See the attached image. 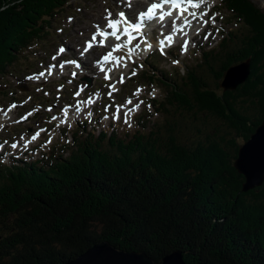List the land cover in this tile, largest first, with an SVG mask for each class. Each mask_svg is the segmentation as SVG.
<instances>
[{
    "label": "trees",
    "instance_id": "16d2710c",
    "mask_svg": "<svg viewBox=\"0 0 264 264\" xmlns=\"http://www.w3.org/2000/svg\"><path fill=\"white\" fill-rule=\"evenodd\" d=\"M68 1L0 0V75L47 37ZM222 1L246 24V36L230 32L218 52L204 51L180 81L156 68L145 72L152 81L170 82L157 103L163 121L150 127L139 118L129 140L76 131L67 155L55 149L47 160L0 162V264H63L105 240L159 263L180 249L193 264H264V184L243 192L233 166L237 137L247 140L264 116V14L250 0ZM248 59L251 73L234 91L208 86L203 73L213 70L206 65L219 63L223 75ZM240 95L259 98L261 114L248 117L236 106L244 101ZM172 110L209 114L236 135L186 145Z\"/></svg>",
    "mask_w": 264,
    "mask_h": 264
},
{
    "label": "rangeland",
    "instance_id": "374dc122",
    "mask_svg": "<svg viewBox=\"0 0 264 264\" xmlns=\"http://www.w3.org/2000/svg\"><path fill=\"white\" fill-rule=\"evenodd\" d=\"M207 2V8L205 10L201 8L202 15L199 17L198 22H201V19H208V27L203 29L201 36L199 34L196 35L185 57L181 58L178 56V60H176L173 56L170 57L169 54L161 55L158 52L152 54V58L154 62H156L155 64L158 67V70L168 72V75L172 80L180 81L184 75L182 71L185 70L186 67L195 68L197 63H201L204 51L218 52V44L220 43H216L224 37L227 38V33L230 29L238 32V34L242 32L243 34H240L241 37H244V34L246 36L248 33L246 24H244L243 21L237 22L229 13L230 10L228 11L224 8L225 6L222 0H207ZM250 2H252V4L264 14V2L262 0H250ZM65 6V9L61 10L60 13L52 19L51 28L46 35L47 37L43 40L35 41L31 46L24 50L21 55H19L18 60L9 67V71H7L5 75H0V105L6 107L12 104V101L19 102V105L13 109L9 117L0 116V119H2L0 120V143L4 144L3 147L0 148V162L7 165L16 163L24 164L25 162L30 163L31 161H37L40 159L47 160L50 159L49 154L52 150L55 151V149H57L60 154L67 155L74 147L73 143L75 136L73 132L76 131H90L91 134L96 137L100 130H104L108 132V135L117 134V139L122 140L123 138L129 140L138 129L139 116L143 115L145 117L144 122L149 123L150 127L164 119L163 114L159 112L160 109L158 108L157 103L165 99V95L168 91L166 88L170 82H167V85H164V83H161L158 80L152 81L154 77L145 73L147 72V69L149 71L153 70L146 66V64L149 63L145 61L144 52H141L136 58H129L130 60L120 56L118 61L111 63V67L116 69L117 73V77L113 79V82L119 81L121 76L124 80L122 83L119 81V84L116 87V90L118 91L117 95H108L110 91L108 90L107 84L100 82L101 75L96 73L93 63L87 61V57L85 58L87 65L84 66L85 69L83 72L76 77V81L70 79L69 71L72 69V66L67 70L62 69L59 73H55L53 76L49 74L39 78L32 77V73H37L39 70H44L48 73L47 66L51 64L54 66L56 65L57 67H63V63H61L62 59H69L70 64H72V61L81 60L82 48L89 39V34L95 30V26L97 24L105 25L108 12H111L115 17L116 10L121 7L129 8V3L127 0H69ZM213 6H215V8L218 6L216 13L212 11L210 12L209 8H212ZM207 10L208 15H204L207 14ZM212 18H215L214 22ZM242 26L246 28V32L243 31ZM217 29H219V31H217ZM206 30H210V32L212 31L211 33L214 37L205 39V37H208L205 36ZM239 44H241V42H239ZM61 46L69 47L67 53L59 51ZM176 52L181 54L180 52L183 51H181L179 47ZM90 55H92V53L89 54V57ZM150 60L152 59L150 58L149 61ZM173 61H179V63H173ZM239 63L229 65L223 75H221L222 70L219 71V63L213 64L212 66L206 65L207 68L212 67L213 70L203 73L208 86L216 89V91L220 93L224 90L234 91L239 85L245 83L246 81L244 80V82L239 84L238 80H241L246 72H248V75L251 73L252 61L249 59L242 70L238 69L230 74L228 84L236 86V88L225 89L224 86H222L227 70ZM214 65L215 67H213ZM86 77L90 78L89 81L91 82L90 86L87 87V97L94 100V103L96 104L95 108L92 110H86L79 116L80 119H83V121L86 122V124L80 122L79 126H77V123L73 121L72 118L69 120L68 124L65 122L62 123V114L60 112L61 106L64 102L73 100L71 93L76 90L78 84L86 83V80L84 79ZM94 93H96V95L99 94L100 98H94ZM128 96L133 97L132 100L136 103L135 106L128 107L125 105V108L123 109L124 111L120 113V120L117 121L113 119V116L117 112V108L114 104L122 103ZM240 98L244 99V101L242 102L239 100V103L236 104V106L241 107L242 110H246L248 117L254 119L256 115L261 114L259 98L252 99L242 95H240ZM87 103L82 105L85 109L91 104V102ZM137 104H139L138 109L136 107ZM49 105L52 107V110L50 111L51 113L61 114L60 118L54 120V122L51 119V113L46 110V106ZM39 108H42L41 111L36 113V110ZM97 108H101L100 111L109 114V119L105 117L100 119L95 117L93 119L95 109ZM29 109L33 110L36 115H33L31 118H25L23 114L24 112L29 111ZM173 111L174 110H172L170 119L176 121L178 124V139L186 145L194 146L198 142H206L210 139H225L227 141L230 137L236 135L234 130H231L229 127L227 128L219 119L209 114L199 112L193 116L189 111H176L174 113ZM88 113H91V116H89ZM123 113L128 114L127 119L131 125L130 127L124 122ZM71 116H73V112H71ZM96 119L98 121H95ZM51 123H53V127L50 128L52 131H44L40 133L35 140L32 139V134H36L34 132L37 128L43 126V124L50 125ZM95 125V129L90 130L91 126ZM143 130L147 132L150 131L151 128L144 126ZM168 130L167 127L161 129L163 134L168 132ZM255 131L256 128H254L251 135L254 134ZM237 133L240 135L238 131ZM243 133L247 134L245 133V130H243ZM251 135L247 140L250 139ZM13 137L19 139L20 144H18L16 148H13L10 144V142L13 141V139H11ZM247 140L243 141L240 137H237L239 145L238 150ZM65 146H67V151H63ZM108 146L109 144L106 140L105 147ZM3 148L5 149L3 150ZM61 148H63V150H61ZM228 149L232 150L229 145ZM237 155L235 159L237 158ZM235 159L233 160V166ZM47 163H49V161H47L45 165H47ZM49 166H53L52 161H50ZM234 169L243 177V182L241 184L243 189V184L246 181L245 175L240 173L239 169L235 166ZM263 184L264 181L260 186ZM102 242L108 241L105 240L99 243ZM114 247L126 252L139 253V251L136 250H125L116 246ZM175 251L178 254L179 251L181 252L184 264H193L191 260L185 262L186 259L180 249H176L166 255L175 253ZM166 255L161 258L160 263L155 261L150 255L148 256L153 259L155 264H162L163 258ZM173 262L175 263L176 260H173Z\"/></svg>",
    "mask_w": 264,
    "mask_h": 264
},
{
    "label": "water",
    "instance_id": "95a60500",
    "mask_svg": "<svg viewBox=\"0 0 264 264\" xmlns=\"http://www.w3.org/2000/svg\"><path fill=\"white\" fill-rule=\"evenodd\" d=\"M242 62L232 68H229L224 77L222 86L225 89H235L236 86L228 84L230 74L234 71L245 67ZM242 66V67H241ZM249 76L245 73L238 83L244 82ZM247 77V78H246ZM234 166L239 169L240 173L245 175L246 181L243 184V192H247L264 181V119L257 126L254 134L250 139L245 141L238 150ZM177 256V257H176ZM173 260H176L174 263ZM63 264H155L153 259L146 253L126 252L115 248L109 242L95 244L77 257L68 260ZM162 264H184L181 252L172 253L163 258Z\"/></svg>",
    "mask_w": 264,
    "mask_h": 264
},
{
    "label": "snow or ice",
    "instance_id": "6c2138e0",
    "mask_svg": "<svg viewBox=\"0 0 264 264\" xmlns=\"http://www.w3.org/2000/svg\"><path fill=\"white\" fill-rule=\"evenodd\" d=\"M203 0H158V2H153L151 5L147 8L146 12H140L138 15L139 22H134L137 17H132L129 19V17L125 16L124 12H119L116 14L114 17L111 12H108L107 17H106V25L108 29H111V31H105L101 25L97 24L95 26V32L93 33L91 39L87 42V48L84 49V51H88L89 48L92 47V42L93 40H96L97 36H102L105 39H107L109 36L115 37L117 40L120 39L119 33L123 31L124 35L129 38V43H131L132 39H134V33H140L143 35L142 29H143V21L146 19L148 20H153L156 18L157 14L159 16V20L163 21L165 17H171L173 16L174 13H178L179 16L178 18L184 17L185 13L188 15H194L190 11V9H200L201 3ZM166 6H170L166 9ZM129 7H131V4L129 2ZM208 15V14H204ZM213 22L215 18H212ZM173 24H175V21H172ZM187 23V21H185ZM204 23H208L207 20L204 21ZM177 31H182V29L177 28ZM219 31V29H217ZM207 39V37H205ZM101 45L103 46L104 41H100ZM122 47L120 44H116L115 47L112 49V51L107 52V54L102 56V60L107 62V61H113L116 62L119 60V57L114 56L113 52L119 51V49ZM151 47V45H149ZM184 50H187V41H185L184 44ZM60 52H63L64 49L60 48ZM97 64L100 63V59H97ZM72 63H75V61H72ZM173 63H179V61H173ZM79 67V65H77ZM101 71H104L103 68H101ZM40 75H43V73H40ZM109 78V77H106ZM120 82H123V77L121 76ZM110 87H113L110 85ZM79 92H76L75 95L79 96ZM111 92L108 93V95L111 96ZM90 100V98H89ZM129 104L132 103L131 100L128 101ZM142 103V102H141ZM14 107V105H13ZM137 109L139 108V104L136 105ZM79 110V109H77ZM64 112L67 113V108L64 109ZM89 116H91V113H88ZM127 113H123L124 117V122L128 124L130 127L131 125L128 122L127 119ZM107 118V117H105ZM121 118L120 114V109L117 108L116 114L113 116V119L119 120ZM55 119V117H53ZM66 122V121H65ZM39 133H36L33 135L32 139L35 140ZM50 142V141H49ZM3 146L0 145V148ZM13 148H16L17 145L15 143L12 144Z\"/></svg>",
    "mask_w": 264,
    "mask_h": 264
},
{
    "label": "bare ground",
    "instance_id": "6f19581e",
    "mask_svg": "<svg viewBox=\"0 0 264 264\" xmlns=\"http://www.w3.org/2000/svg\"><path fill=\"white\" fill-rule=\"evenodd\" d=\"M263 2H264V0H262ZM139 2H141V1H137L136 3H139ZM208 3V2H207ZM207 3L206 2H202L201 3V6H200V9H194V10H196V13H195V15L197 16H200L201 14H199L200 12H201V8L202 9H206L207 8ZM210 9V8H209ZM203 11V10H202ZM208 13V12H207ZM198 16H197V19H198ZM203 20V19H202ZM200 23V22H199ZM193 26H197V23H195ZM150 43L152 44V45H154L155 43H154V41H153V39H152V37H150ZM145 47H146V49L148 50L149 49V44L148 45H145ZM139 48H143V46L142 45H140V44H136V48H135V51L131 54V55H125L126 57H127V59H129V58H132V57H135L138 53H137V51H138V49ZM71 58V57H70ZM136 58V57H135ZM125 60V59H124ZM130 60V59H129ZM134 60V59H133ZM121 61V60H120ZM120 63V62H119ZM99 95V94H98ZM0 120H2V119H0Z\"/></svg>",
    "mask_w": 264,
    "mask_h": 264
}]
</instances>
